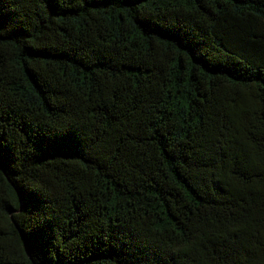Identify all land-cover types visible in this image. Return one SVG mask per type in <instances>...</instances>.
Returning <instances> with one entry per match:
<instances>
[{
  "label": "trees",
  "instance_id": "1",
  "mask_svg": "<svg viewBox=\"0 0 264 264\" xmlns=\"http://www.w3.org/2000/svg\"><path fill=\"white\" fill-rule=\"evenodd\" d=\"M0 264H264V0H0Z\"/></svg>",
  "mask_w": 264,
  "mask_h": 264
},
{
  "label": "rangeland",
  "instance_id": "2",
  "mask_svg": "<svg viewBox=\"0 0 264 264\" xmlns=\"http://www.w3.org/2000/svg\"><path fill=\"white\" fill-rule=\"evenodd\" d=\"M250 148L246 135H239L234 142L226 149V154L229 156V161H240L245 163L248 161Z\"/></svg>",
  "mask_w": 264,
  "mask_h": 264
}]
</instances>
